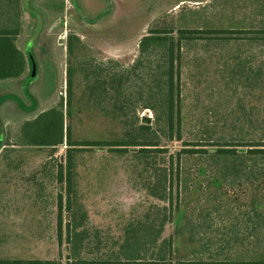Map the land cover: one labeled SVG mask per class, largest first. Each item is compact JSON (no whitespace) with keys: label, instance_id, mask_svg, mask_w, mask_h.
I'll return each instance as SVG.
<instances>
[{"label":"rangeland","instance_id":"1","mask_svg":"<svg viewBox=\"0 0 264 264\" xmlns=\"http://www.w3.org/2000/svg\"><path fill=\"white\" fill-rule=\"evenodd\" d=\"M40 8L43 15L24 11L23 31L17 38V45L28 53L26 73L17 79L0 80L2 256L56 254L53 200L62 191L56 173L67 145L34 154L13 152L9 147L18 140L23 122L44 110L61 107L63 102L65 116L70 117L66 105L70 64L77 67L71 116L74 140H114L121 134V125L112 119L115 114L86 102L82 95L86 82L78 70L79 61L128 66L139 54L142 36L164 21L189 27L264 29V0H47ZM70 35L80 39L75 41L76 56L68 51ZM255 35L244 34L229 41L201 40L184 47V141L264 140V40L253 39ZM30 50L37 58L36 77L31 80L27 79L33 67L30 58L34 59ZM143 115L154 119L150 109L139 113ZM163 144L169 151L159 156V162L165 166L183 142L164 140ZM104 152H85L76 177L78 196L87 212L85 228L90 244L103 241L96 254L116 250L127 228L145 220L148 213L154 217L158 204L162 218V206H168L147 192L143 179L147 174L140 173L132 153L106 159ZM207 175L192 169L194 182L182 188L178 198L174 189V219L166 223L163 236L177 234L181 226L183 235L174 243L176 259L227 254L243 258L257 234L245 223L242 211L247 208L241 211L230 204L236 196L244 203L249 194L239 187L225 189L224 194L223 189L205 181ZM194 230L198 231L192 233ZM235 236L240 239L234 240Z\"/></svg>","mask_w":264,"mask_h":264},{"label":"trees","instance_id":"2","mask_svg":"<svg viewBox=\"0 0 264 264\" xmlns=\"http://www.w3.org/2000/svg\"><path fill=\"white\" fill-rule=\"evenodd\" d=\"M34 5H37L35 0L28 3L24 0H0V80L17 79L27 71L28 53L25 54L17 45V38L23 31V15L27 9L24 6L34 14H44L39 6ZM244 34H256L253 39L264 40V29L189 27L164 21L149 28L142 36L139 54L128 66L112 61L106 66L104 63L98 65L79 61L78 70L86 82L82 92L86 102L115 114L112 119L121 125V134L114 140H74L71 116L77 67L74 63L70 64L66 99L69 107L67 115L70 117L65 116L63 102L61 107L44 110L37 117L23 122L18 140L9 147L13 152L29 151L34 154L45 148L67 145L65 159L59 162L56 173L62 191L53 200L56 254L53 257L0 255V264H264V140H183L181 97L184 47L201 40L229 41ZM75 41H80L77 35L68 37V51L73 56H76ZM29 54L33 55L31 50ZM33 58L37 62L35 55ZM35 77L36 74L33 77L29 75L27 79ZM144 109H150L154 119L139 116ZM164 140L183 142L181 148L170 154L169 165L165 166L159 162V156L169 151L163 144ZM103 146L106 149L101 150ZM97 150L105 151L102 156L106 159L132 153L140 173L147 174L143 176L147 192L155 199L168 203V206H162V218L158 204L154 217L146 214L145 220L127 228L125 236L116 243L119 244L116 250L103 254L95 253L96 249L103 248L102 240L98 239L94 246L90 244L89 230L85 228L87 212L78 196L76 179L84 153L94 154ZM192 169L204 175L208 172L205 181L217 186L216 189H223L224 194H227L225 189L236 187L249 194L244 203L236 196L230 204L241 211L242 207L247 208L244 213L242 211V215L246 216L245 223L247 227L252 226V232L257 234L251 241V248L246 250L247 256L235 258L227 254L218 258L176 259L174 243L180 234L183 235L182 228L180 226L177 234L169 236H163V232L166 223L174 219V189L178 198L181 189L194 182ZM54 178L52 176V180ZM215 197L218 198L217 195ZM176 206L180 208L178 203ZM65 213L68 214L67 221ZM233 239L240 238L235 236ZM65 242L68 251L66 261L63 259Z\"/></svg>","mask_w":264,"mask_h":264},{"label":"crops","instance_id":"3","mask_svg":"<svg viewBox=\"0 0 264 264\" xmlns=\"http://www.w3.org/2000/svg\"><path fill=\"white\" fill-rule=\"evenodd\" d=\"M31 0H24V3L26 2V3H28V2H30ZM34 1V0H33ZM47 0H35V3L37 4V6H41V4H43L44 2H46ZM25 8H29V7H27V6H24Z\"/></svg>","mask_w":264,"mask_h":264},{"label":"water","instance_id":"4","mask_svg":"<svg viewBox=\"0 0 264 264\" xmlns=\"http://www.w3.org/2000/svg\"><path fill=\"white\" fill-rule=\"evenodd\" d=\"M35 63L36 62L32 59V65H33V67H32L31 73H30L31 76H35V74H36V68L34 66Z\"/></svg>","mask_w":264,"mask_h":264}]
</instances>
